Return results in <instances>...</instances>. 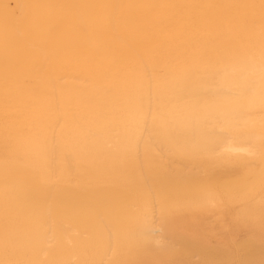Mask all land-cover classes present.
Here are the masks:
<instances>
[{"label": "bare ground", "instance_id": "obj_1", "mask_svg": "<svg viewBox=\"0 0 264 264\" xmlns=\"http://www.w3.org/2000/svg\"><path fill=\"white\" fill-rule=\"evenodd\" d=\"M0 264H264V0H0Z\"/></svg>", "mask_w": 264, "mask_h": 264}]
</instances>
